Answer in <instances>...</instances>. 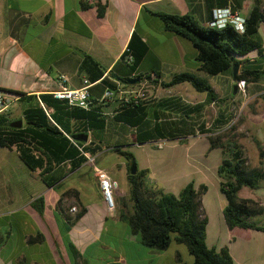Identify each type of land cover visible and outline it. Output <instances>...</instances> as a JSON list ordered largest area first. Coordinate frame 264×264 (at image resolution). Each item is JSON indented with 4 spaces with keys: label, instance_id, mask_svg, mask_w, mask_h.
<instances>
[{
    "label": "crops",
    "instance_id": "obj_1",
    "mask_svg": "<svg viewBox=\"0 0 264 264\" xmlns=\"http://www.w3.org/2000/svg\"><path fill=\"white\" fill-rule=\"evenodd\" d=\"M14 1L28 9L22 14L19 10L9 14L10 6L8 11L6 7L0 9V15L10 26L9 46L0 57V90L15 97L13 108L1 115L20 110L23 116L26 104L20 101L22 96L14 92L35 96L52 94L58 89L61 76L69 79L67 85L71 89L81 88L84 79L93 82L99 70L85 61L86 55L104 70V77L114 82H118L117 78L129 77L131 72L122 62V56L136 32L148 47L135 73L144 74V83L149 89L141 125L146 127L145 130L159 129L160 136L180 137L172 142L187 145L184 143L187 141L190 144L189 153L177 158L171 155L161 164H140L134 154L138 170L147 171L149 187L176 196L191 182L196 188L206 185L208 192L203 196L202 204L208 217V247H228L234 264H264V231L236 229L232 233L229 230L223 215L227 200L220 188L219 166L209 171L197 161L200 156L190 151L194 139L208 136L199 133L201 126L209 128L218 117L225 118L232 113L233 109L222 101L228 99L226 91L237 82L230 72L217 76L204 72L193 44L166 31L162 21L155 16L188 15L200 25L209 26L215 9L232 7L247 19L256 4L264 13V0H85L90 6L85 10L81 7L82 0ZM98 2L106 6L103 18L98 16ZM28 30L30 49L25 46ZM258 36L264 48V23L259 27ZM239 60L244 66L264 69V58L256 51ZM183 73L208 81L217 98L210 103L206 93L205 97H196L195 93L199 92L189 83L162 87V83ZM216 78L219 81L214 83ZM140 86L124 89L126 94L102 105V114L107 118V126L101 135L104 142L116 133H130L133 141L132 145H127L116 140L109 146H122L127 150L128 146L142 149L157 143H137L136 128L113 120L122 100L130 98L127 92ZM248 87L245 88L247 96ZM102 94L100 89L95 90L93 99ZM262 95L264 92L253 97ZM18 103L24 105L18 106ZM88 136L90 143L91 133ZM206 151H210L209 146ZM108 154L116 155V158L104 164L100 159ZM92 155L96 158L95 165L87 161L74 170L68 162L57 165L45 176L48 184L41 176L42 170H30L16 148L0 147V264H178L182 250L177 244L176 248L172 244L165 251L149 249L120 217L123 204H131L127 160L112 149ZM95 166L106 171L113 181L115 210H109L103 199ZM89 182L94 188H89ZM242 191V199L260 200L264 206V187ZM41 199L44 201L42 213L35 207ZM81 205L86 207V214L69 228L67 220H73L77 214L71 209L76 207L79 211ZM70 244L76 248L78 256H74ZM186 264H194V260Z\"/></svg>",
    "mask_w": 264,
    "mask_h": 264
},
{
    "label": "trees",
    "instance_id": "obj_2",
    "mask_svg": "<svg viewBox=\"0 0 264 264\" xmlns=\"http://www.w3.org/2000/svg\"><path fill=\"white\" fill-rule=\"evenodd\" d=\"M81 7L85 10L90 6L82 0ZM96 8L98 16L103 18L106 14V6L98 2ZM155 16L162 21L166 31L193 44L198 53L197 61L202 64V70L209 75L217 76L230 72L233 76L234 66H239V71L234 78L237 83L257 84L264 79V69H255L250 65L244 66V63L239 60L254 51L260 58H264V48L258 36L259 27L264 23V13L259 4L254 6L249 18L246 19L244 33L238 32L232 25L224 28L202 26L188 15L155 14ZM147 51V45L134 32L122 56V62L128 67L131 75L122 78L123 80L140 77L142 82L144 81V74L136 75L135 73ZM129 56L133 57L131 64L127 63ZM85 57L86 62H90L99 70L94 77L95 80L91 82L95 84L91 89L92 94L98 89L104 94L107 89L117 91L119 86L124 89L137 86L114 82L104 77L105 72L99 64L90 56ZM154 75L159 77V74ZM98 80L102 81L96 84ZM153 82L155 83L156 80L154 79ZM183 83H189L199 93H206L210 103L217 98L208 81L189 73L175 75L169 82L162 83V87L171 88ZM14 93L20 94L22 96L20 101L26 104L21 118L23 127L11 128L10 124L14 120L10 116L0 115V147L10 150L16 148L21 160L30 170H42L41 176L46 183L49 184L45 176L50 174L57 165L68 162L74 170L87 162L84 153L97 154L104 149H112L128 162L131 206L124 203V211L120 217L127 222L133 234L139 237L143 246L156 251H165L175 242L187 248L194 258V264H234L228 247L209 248L206 243L208 217L202 198L208 192V187L201 185L196 188L191 182L176 196L162 189L149 187L146 184V170H137V173L132 175L133 165L136 164L138 167L135 155L124 150L122 146H109L101 138L107 126V118L102 114L101 109L105 102L99 103L92 98L90 108L85 110L69 107L65 102L55 100L51 94L35 96ZM145 110V103L122 100L113 120L136 128V142L139 144L159 139L174 141L180 138L160 136L159 129L145 130L146 127L141 125V117L145 115ZM230 114L228 113L225 118L218 117L209 128H206V125L201 126L199 133L208 135L210 151L221 150L224 155L217 174L221 191L227 200L223 215L229 230L232 233L236 229L264 231V226L252 222V218L264 215V206L254 200L239 197L244 187L251 190L264 187V149L256 140L261 162L256 168L249 167L242 149L227 136V129L229 127L233 129V126H230L232 121V114ZM90 133L92 137L90 143L73 139L79 134L89 135ZM76 195L78 197V193ZM41 204H44L43 199L35 205L40 213L44 209ZM86 212V207L81 205L75 218L67 220L69 228L76 224ZM70 248L74 256L79 255L73 244H70ZM178 264H184L180 256H178Z\"/></svg>",
    "mask_w": 264,
    "mask_h": 264
},
{
    "label": "rangeland",
    "instance_id": "obj_3",
    "mask_svg": "<svg viewBox=\"0 0 264 264\" xmlns=\"http://www.w3.org/2000/svg\"><path fill=\"white\" fill-rule=\"evenodd\" d=\"M10 6L9 11L7 7ZM1 7H6V10L9 14H15L18 10L22 12L27 11V6L23 4H17L14 0H0V9ZM9 34H10V26H8V21L6 18L0 15V57L4 53V51L9 46ZM30 30H28L25 34V46L27 49H30ZM12 78L10 77V80ZM214 83H217L219 79H214ZM238 87L237 84L234 82L231 85L230 90L226 91L228 99L223 100L222 103L226 106L232 108V121L230 126H233V129H227L226 133L227 136L233 140L241 149L242 154L246 157L248 161L249 167L256 168L259 166L261 162L260 158V150L256 144V140H258L264 149V95L259 97H253V95L257 93L264 92V79H262L257 84H250L248 87V96L247 92H242L235 89ZM254 91V92H253ZM196 97H205L204 94L195 93ZM23 103H18V106H23ZM230 114V115H231ZM228 115V114H227ZM12 120H19L22 116L21 111H13L10 115ZM231 118V116H230ZM208 121L206 120L205 123ZM213 123V122H211ZM111 138H107V143L112 144L115 143L116 140H121L127 145H132L133 141L130 136V133L127 134H113L110 136ZM193 140V139H191ZM162 142L161 140H157V143ZM193 142V143H192ZM190 149L192 154L199 155L200 157L197 159L199 163H202L204 166H207L209 171H212L215 167L220 166L222 159L224 157L223 152L221 150H213V151H206L209 146V142L207 138H197L192 141ZM157 143L148 144L142 149L133 148L132 146H128L127 150L133 154L138 156V162L142 163H151V164H161L163 161L167 160L169 156H178L183 157V155L189 153L187 150L189 142L185 141L184 144H178L172 141H163L164 144L163 148H159ZM157 144V145H156ZM210 150V149H209ZM116 155H103L100 159L104 164L112 162L115 160ZM186 159V158H185ZM137 161V160H136ZM202 167V166H199ZM89 188H94L91 182L88 184ZM243 189L249 191L251 189L244 187ZM242 189V190H243ZM240 191L239 197L242 198L244 191ZM254 191V190H253ZM115 196V195H114ZM261 203L260 200L256 201ZM116 205V199H115ZM252 222L257 223L259 225L264 226V216H257L252 218ZM173 248H176V243L173 242ZM181 250V259L184 264L190 263L191 260H194L193 256L188 252L187 248L184 245H178Z\"/></svg>",
    "mask_w": 264,
    "mask_h": 264
},
{
    "label": "built area",
    "instance_id": "obj_4",
    "mask_svg": "<svg viewBox=\"0 0 264 264\" xmlns=\"http://www.w3.org/2000/svg\"><path fill=\"white\" fill-rule=\"evenodd\" d=\"M245 24L246 19L240 15V12L232 7L227 8H219L215 9L213 12V19L210 22V26L224 28L227 25H232L235 29L240 32H245ZM133 62V57L129 56L127 63L131 64ZM154 77V76H152ZM135 78V77H133ZM69 79L66 76H61L58 79L57 85L58 89L55 90L51 95L55 100L65 102L69 107L72 108H81L88 110L91 106V100L93 98V94L91 89L95 84H92L89 80L84 79L82 83V87L79 89H71L68 87L67 83ZM141 86L139 89L132 90L127 92L130 95L129 99H123L126 102L133 101L134 103H144L149 98V89L147 84L141 82ZM238 89L242 92L245 91L246 85L245 82H238ZM125 93L124 88L120 87L117 91H113L110 89L105 90L104 94L101 98H97V102H106L114 100L116 97L123 96ZM15 103V97L9 95L7 92L0 90V115L7 114ZM164 144L159 143L158 147L163 148ZM84 156L87 158L88 163L95 165L96 158L90 153H84ZM96 177L99 181V186L102 192L103 199L109 208V210H115V192H114V184L110 177V175L95 166ZM71 212L77 213V208H72Z\"/></svg>",
    "mask_w": 264,
    "mask_h": 264
},
{
    "label": "water",
    "instance_id": "obj_5",
    "mask_svg": "<svg viewBox=\"0 0 264 264\" xmlns=\"http://www.w3.org/2000/svg\"><path fill=\"white\" fill-rule=\"evenodd\" d=\"M238 71H239V66H234V73H233L234 78L236 77ZM117 81L120 83H123V84H129V85H138L142 82L140 77L129 78L127 80L117 78ZM237 88L238 87L236 86L235 89L237 90ZM10 127L15 128V129L22 128L23 127V120H17V121L12 122L10 124ZM73 139L76 141H79V142H88L89 136L86 134H79L77 136H74ZM137 170H138L137 165L136 164L133 165V167L131 168V174L135 175L137 173Z\"/></svg>",
    "mask_w": 264,
    "mask_h": 264
}]
</instances>
